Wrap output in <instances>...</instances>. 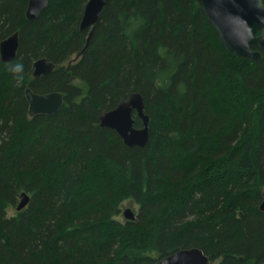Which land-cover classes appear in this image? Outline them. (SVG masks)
<instances>
[{
	"label": "trees",
	"instance_id": "16d2710c",
	"mask_svg": "<svg viewBox=\"0 0 264 264\" xmlns=\"http://www.w3.org/2000/svg\"><path fill=\"white\" fill-rule=\"evenodd\" d=\"M88 1L49 0L30 23L28 0H0V43L20 34L16 60L0 59V264H158L193 249L264 264V50L230 53L197 0H110L81 32ZM41 59L56 69L33 79ZM27 88L63 94V108L30 118ZM132 94L150 119L144 149L99 123ZM125 202L139 211L121 223Z\"/></svg>",
	"mask_w": 264,
	"mask_h": 264
},
{
	"label": "water",
	"instance_id": "95a60500",
	"mask_svg": "<svg viewBox=\"0 0 264 264\" xmlns=\"http://www.w3.org/2000/svg\"><path fill=\"white\" fill-rule=\"evenodd\" d=\"M110 0H89L85 6L80 23L81 32H90L98 24L100 17ZM208 21L216 31L225 48L237 57L250 62H259L258 46L264 50V0H197ZM49 0H28L26 19L36 22L48 8ZM92 33L89 34L88 41ZM20 34L17 32L0 43V59L2 64L13 63L20 48ZM56 66L41 59L32 67L33 79L51 75ZM25 99L29 106L30 118L37 116L52 117L64 106V96L60 93L47 95L35 94L31 89L25 91ZM134 114L142 123L141 129L135 128ZM100 127L115 132L128 148L144 149L150 139V119L145 113L144 99L140 94H132L128 100L122 101L111 112H102L99 117ZM30 197L26 193L20 196L17 211L26 209ZM260 211L264 213V191ZM126 221L135 220L132 210L124 212ZM158 264H209V259L198 249L180 251L160 261Z\"/></svg>",
	"mask_w": 264,
	"mask_h": 264
},
{
	"label": "rangeland",
	"instance_id": "374dc122",
	"mask_svg": "<svg viewBox=\"0 0 264 264\" xmlns=\"http://www.w3.org/2000/svg\"><path fill=\"white\" fill-rule=\"evenodd\" d=\"M126 210H132L135 215L138 214V211H139V208L137 206H135L133 203H130V202H125L122 207H121V214L120 216L117 218V221L121 222V223H124L125 222V219H124V212ZM15 215V212L14 211H10L8 216L9 218L13 217Z\"/></svg>",
	"mask_w": 264,
	"mask_h": 264
},
{
	"label": "flooded vegetation",
	"instance_id": "af4514ba",
	"mask_svg": "<svg viewBox=\"0 0 264 264\" xmlns=\"http://www.w3.org/2000/svg\"><path fill=\"white\" fill-rule=\"evenodd\" d=\"M33 73V72H32Z\"/></svg>",
	"mask_w": 264,
	"mask_h": 264
}]
</instances>
